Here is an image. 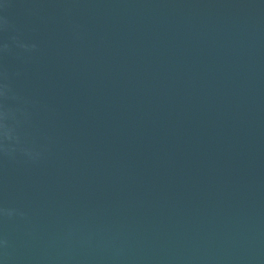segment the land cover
<instances>
[{"label":"water","instance_id":"water-1","mask_svg":"<svg viewBox=\"0 0 264 264\" xmlns=\"http://www.w3.org/2000/svg\"><path fill=\"white\" fill-rule=\"evenodd\" d=\"M0 264H264V0H0Z\"/></svg>","mask_w":264,"mask_h":264}]
</instances>
